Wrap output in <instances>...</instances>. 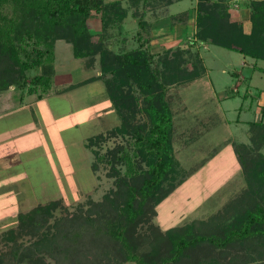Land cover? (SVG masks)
I'll use <instances>...</instances> for the list:
<instances>
[{"label": "trees", "instance_id": "1", "mask_svg": "<svg viewBox=\"0 0 264 264\" xmlns=\"http://www.w3.org/2000/svg\"><path fill=\"white\" fill-rule=\"evenodd\" d=\"M129 1L140 27L137 45L119 46L118 52L109 43L114 37L115 43H125L120 34L128 10L121 0H0V92L41 100L102 80L121 116L111 133L129 137L126 146L105 154L94 150L99 161L110 165L107 174L114 181L101 200L90 198L73 212L62 198L40 204L18 213L17 226L3 239L34 236L18 259L30 264H264V120L250 123L251 144H234L245 184L224 206L208 219L183 225L163 229L155 222L157 206L190 175L175 153L174 116L166 96L170 87L200 78L206 68L190 48H168L157 57L142 36L152 27L145 18L152 0ZM154 1L166 7L174 0ZM228 1L197 0L194 38L264 60V0H250L248 32L243 22L231 20ZM93 11L102 24L96 40L88 26ZM180 15L186 21L172 16L170 25L187 22L185 31L193 29L189 13ZM59 40L71 45L72 56L85 69L99 63L100 74L55 88ZM138 112L146 118L134 122ZM103 139L91 137L88 146ZM60 207L64 212L55 215Z\"/></svg>", "mask_w": 264, "mask_h": 264}, {"label": "rangeland", "instance_id": "2", "mask_svg": "<svg viewBox=\"0 0 264 264\" xmlns=\"http://www.w3.org/2000/svg\"><path fill=\"white\" fill-rule=\"evenodd\" d=\"M121 1L128 10L123 22L124 33L120 34L125 43L121 44L120 40L115 43V37L109 43L110 48L118 52L121 46L124 50L136 46L135 37L140 30L133 14L134 6L129 0ZM196 2L174 0L164 7L152 0L145 14L152 27L142 32L157 57L168 48H190L191 52L200 54L206 68L200 78L178 88L170 87L166 96L174 116L175 153L181 167L190 175L157 206L155 222L163 229L208 219L244 186V171L234 144H251L250 123L264 120V60L195 39L192 19ZM228 2L234 10L231 20L243 22L245 30L250 31V0ZM185 12L189 13L193 29L185 31L183 25L187 22L170 25L172 16L186 21V16L180 15ZM88 26L96 40L102 24L95 11ZM112 35L117 36L118 31L114 30ZM55 59V88L100 74L99 63L93 70L85 69L83 61L72 56L71 45L64 40L56 43ZM96 81L67 92L65 98L58 101L54 95L41 101L36 95L30 97L29 101L34 99V154L27 150L21 154L26 160L21 171L28 166V172L33 175L23 179V185H16L23 191L13 192L16 197L10 196L8 204L0 202V264H30L27 258L18 259L22 250L34 241V236H15V241L3 239L5 232L17 226L18 213L59 198L63 199L65 208L73 212L80 205L87 206L90 198L101 200L114 186L113 177L107 174L110 165L99 161L94 150L99 155L105 154L118 146H126L129 137L111 133L120 125L121 116L103 81ZM83 110H88L86 115L82 114ZM123 113L131 115L127 110ZM144 118L145 113L138 112L133 121L140 122ZM96 136L105 139L89 147V139ZM261 150L264 152V148ZM121 169L125 167L121 165ZM63 212L60 207L55 215Z\"/></svg>", "mask_w": 264, "mask_h": 264}, {"label": "crops", "instance_id": "3", "mask_svg": "<svg viewBox=\"0 0 264 264\" xmlns=\"http://www.w3.org/2000/svg\"><path fill=\"white\" fill-rule=\"evenodd\" d=\"M66 93L54 95L55 100L65 98ZM19 96L17 92H9V95L8 92H0V202L6 203L11 197H16L13 192L23 191L16 185H21L23 179L33 175L28 172V166L21 171L23 161L26 162L21 154L26 150L34 154V99L29 101L34 95L25 94L22 100ZM87 111L81 112L86 115ZM27 133L29 135L25 136Z\"/></svg>", "mask_w": 264, "mask_h": 264}]
</instances>
